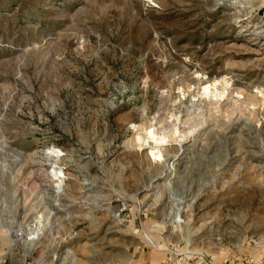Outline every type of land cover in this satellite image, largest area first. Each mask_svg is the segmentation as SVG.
<instances>
[{
    "label": "rangeland",
    "instance_id": "rangeland-1",
    "mask_svg": "<svg viewBox=\"0 0 264 264\" xmlns=\"http://www.w3.org/2000/svg\"><path fill=\"white\" fill-rule=\"evenodd\" d=\"M0 264H264V0H0Z\"/></svg>",
    "mask_w": 264,
    "mask_h": 264
},
{
    "label": "bare ground",
    "instance_id": "bare-ground-1",
    "mask_svg": "<svg viewBox=\"0 0 264 264\" xmlns=\"http://www.w3.org/2000/svg\"><path fill=\"white\" fill-rule=\"evenodd\" d=\"M218 83L219 82L216 80L214 82H211L210 86L217 85ZM208 88H210V87H208V86L205 85L204 89H208ZM167 136L168 135L166 133H164L161 130V128L155 127L154 130L151 132V137H148L147 136V137H145L144 140H149L151 138L155 143H163L165 141H168ZM137 138L140 139L141 138V135H138ZM157 145L154 146L152 144V147H151L152 149L151 150L153 151V154L155 156H157L158 158H161V156H162V149L159 146H157Z\"/></svg>",
    "mask_w": 264,
    "mask_h": 264
}]
</instances>
